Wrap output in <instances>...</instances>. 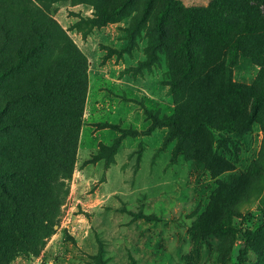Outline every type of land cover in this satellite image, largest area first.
Returning <instances> with one entry per match:
<instances>
[{"label": "rangeland", "instance_id": "374dc122", "mask_svg": "<svg viewBox=\"0 0 264 264\" xmlns=\"http://www.w3.org/2000/svg\"><path fill=\"white\" fill-rule=\"evenodd\" d=\"M122 1L51 6L58 47L66 40L83 61L76 147L71 164L53 172L49 192L40 196L36 222L20 235L10 230L1 264H237L245 244L240 230L255 234L245 264L262 261L264 65L227 52L225 70L187 85L171 75L160 51L148 55L163 0L143 17L144 0L109 15ZM176 1L205 8L214 0ZM179 24L169 19L165 27ZM23 83L17 80L16 92ZM7 99L0 91V107ZM255 100L261 107L251 115ZM170 117L194 135L183 138L154 123ZM201 122L210 125L197 129ZM8 130L2 120L0 170H9Z\"/></svg>", "mask_w": 264, "mask_h": 264}, {"label": "trees", "instance_id": "16d2710c", "mask_svg": "<svg viewBox=\"0 0 264 264\" xmlns=\"http://www.w3.org/2000/svg\"><path fill=\"white\" fill-rule=\"evenodd\" d=\"M59 1L64 0H0V91L9 98L0 107V122L9 129L10 142V153L4 156L9 170H0V178L6 180L0 185V264L8 257L10 230L20 235L23 227L36 222L40 196L49 192L53 172L71 164L76 147L85 74L76 48L66 40L58 47L61 41L55 37L50 9ZM156 1L144 0L142 17L151 14ZM132 2L123 0L117 9L112 6L109 15ZM154 19L148 55L155 57L154 50L160 51L171 75L187 85L209 82L218 70H225L227 52L236 51L253 64L264 65V0H214L205 8H183L176 0H163ZM169 19L177 20L179 29L167 30ZM54 49L59 51L52 56ZM19 79L24 81L18 86L22 94L14 88ZM229 82H224L227 89L233 87ZM260 107L255 100L251 115ZM154 123L183 138L195 131L174 117ZM208 125L201 122L196 128ZM220 129L237 134L231 124ZM112 149L115 152L116 144ZM261 214L264 223V196ZM217 229L232 231L229 226ZM239 235L245 244L237 264H245L255 234L240 230ZM256 264H264V257Z\"/></svg>", "mask_w": 264, "mask_h": 264}]
</instances>
